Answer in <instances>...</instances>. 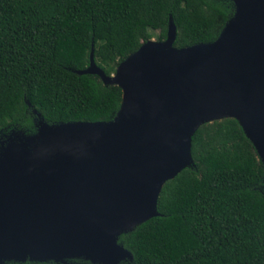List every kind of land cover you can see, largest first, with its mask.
I'll return each mask as SVG.
<instances>
[{
	"label": "water",
	"instance_id": "95a60500",
	"mask_svg": "<svg viewBox=\"0 0 264 264\" xmlns=\"http://www.w3.org/2000/svg\"><path fill=\"white\" fill-rule=\"evenodd\" d=\"M233 16L212 43L175 48L148 40L107 76L122 91L107 122L48 124L0 140V264H119L121 234L158 216L163 185L193 163L203 124L235 119L264 168V0H231ZM264 178V173H263Z\"/></svg>",
	"mask_w": 264,
	"mask_h": 264
},
{
	"label": "trees",
	"instance_id": "16d2710c",
	"mask_svg": "<svg viewBox=\"0 0 264 264\" xmlns=\"http://www.w3.org/2000/svg\"><path fill=\"white\" fill-rule=\"evenodd\" d=\"M233 13L231 0H0V137L34 134L33 110L48 124L112 120L121 89L76 73L92 47L111 76L142 43L164 41L170 18L180 49L214 42ZM191 156L163 185L159 215L119 236L132 255L119 264H264V168L253 144L228 118L194 132Z\"/></svg>",
	"mask_w": 264,
	"mask_h": 264
},
{
	"label": "rangeland",
	"instance_id": "374dc122",
	"mask_svg": "<svg viewBox=\"0 0 264 264\" xmlns=\"http://www.w3.org/2000/svg\"><path fill=\"white\" fill-rule=\"evenodd\" d=\"M157 33V32H156ZM151 40H155V38H153V39H151ZM15 133H23V132H19V131H14ZM23 134H25V133H23ZM6 137L5 136H1L0 137V140H3V139H5Z\"/></svg>",
	"mask_w": 264,
	"mask_h": 264
},
{
	"label": "flooded vegetation",
	"instance_id": "af4514ba",
	"mask_svg": "<svg viewBox=\"0 0 264 264\" xmlns=\"http://www.w3.org/2000/svg\"><path fill=\"white\" fill-rule=\"evenodd\" d=\"M4 140V139H3Z\"/></svg>",
	"mask_w": 264,
	"mask_h": 264
}]
</instances>
